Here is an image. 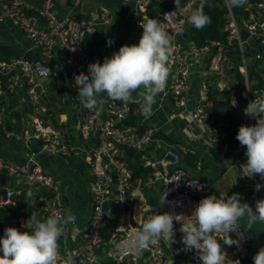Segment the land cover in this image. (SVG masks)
Listing matches in <instances>:
<instances>
[{"label":"built area","instance_id":"built-area-1","mask_svg":"<svg viewBox=\"0 0 264 264\" xmlns=\"http://www.w3.org/2000/svg\"><path fill=\"white\" fill-rule=\"evenodd\" d=\"M72 1L78 4L81 0ZM150 1L137 0L136 26L141 30L143 29L139 26L140 21L144 17L151 18L147 13ZM165 1L167 4L164 12L157 20L164 24L169 34L174 37L175 51L168 62L170 69L168 91L191 118L205 124L207 141L212 147L224 157L229 153L234 154L233 166L242 174L239 167L246 163V147H242L239 142L234 145L224 124L215 120L214 101L209 97L206 79L202 83L197 103L192 107L188 106L186 93L190 88V76L195 65L204 63L203 74L206 78L212 73L225 76L226 71L229 72L231 58L228 54L230 50L228 45L239 46L240 70L247 75L248 62L243 47L245 40L242 29L247 30L248 38L259 42L264 48V0H248V3L241 7L243 14L240 20L233 9L228 7L227 42L207 39L204 44L199 45L196 41L189 40L186 46L180 43L179 36L188 27L187 18L198 0H180L179 8L176 7L175 0ZM113 17L109 7H101V23H110ZM8 18L14 19L25 35L41 49L44 59L18 56L1 62L0 96L6 91L15 93L19 87L27 84L31 108L35 113H48L38 89L40 79H48L55 84L62 82L59 73L48 63L49 59L57 53L62 54L70 68L72 86L78 90L74 81L75 76L81 72L88 74L90 63L97 61L103 63L104 58L109 57L92 55L90 45L84 37L89 23L85 19L71 15L60 16L54 8V0H44L42 6L35 11H30L24 0H0V21ZM243 92L247 106L255 98L264 96V85L256 88L247 85ZM102 95L104 107L99 113L84 108L75 94L71 96V101L77 102L79 106L82 138L94 140V145L90 151L92 214L82 230L85 248L83 251L80 248H73L70 253L85 264H145L142 261L145 249L139 255H122L115 251L114 244L135 231L128 222L127 211L131 193L138 185L125 151H142L155 139L156 128L148 127L140 131L136 124H123V120L132 116L131 103L112 101L106 94ZM230 103L232 106L235 103L234 108L239 107L236 93L231 96ZM244 119L248 126L256 123L255 119L247 115ZM33 131L36 138L41 139L42 150L68 156L76 153L64 142V138L55 133L52 126L41 118L35 120ZM8 134L13 136L14 132ZM25 137L28 139L29 135ZM122 145L125 148H122ZM187 153L186 146L182 144L164 148L153 161L156 171L148 179L150 182H162L164 192L168 191L167 211L179 215L181 222H187L193 208L202 198L215 195L206 178L188 173L182 163ZM0 172L9 174L19 183L33 184L43 189L39 197L42 203V218L54 213H66L64 193L57 177L44 170L37 161L20 164L0 156ZM246 178L254 188L257 183L262 185L258 193L261 199H264V180L258 175L253 179ZM15 193L16 190L7 189L6 194L0 198V207L12 204ZM109 202L115 203L119 212L117 217L114 211L107 207ZM105 222L109 223L108 233H105ZM181 222L174 221L175 240L170 244L171 254H167L157 244L147 247L151 251L153 264H201L197 258V251L184 250L182 233L179 231ZM230 237L238 243L229 246L223 241L227 238L226 235L217 236L227 255L225 264H238V261L239 264H254L253 259L245 252L251 246V239L245 231L239 226V231L230 233Z\"/></svg>","mask_w":264,"mask_h":264},{"label":"crops","instance_id":"crops-1","mask_svg":"<svg viewBox=\"0 0 264 264\" xmlns=\"http://www.w3.org/2000/svg\"><path fill=\"white\" fill-rule=\"evenodd\" d=\"M24 1L30 11H35L44 2V0ZM103 6L109 7L114 16L112 21L107 24L101 23L100 12ZM54 8L60 16L71 15L85 19L89 23L90 26L85 31L84 37L90 45L94 57L106 55L111 57L123 45L138 44L143 32L136 26L137 0H81L78 4L73 3L72 0H54ZM189 29L188 26L179 36V41L184 46L190 40ZM109 39L113 41L110 46L107 43ZM244 40L243 47L248 65L254 66L253 61L261 57L259 55L264 52V48L259 42H255L251 38L244 37ZM246 44L249 46L248 50ZM0 46L11 50V58L24 56L29 59H44L41 49L25 35L12 18L0 21ZM48 63L54 71L59 73L62 79L60 84H55L48 79H40L38 89L48 113L39 114L32 110L27 93V84H23L15 93L6 91L1 94L0 156L10 158L20 164L37 161L44 170L57 177L64 193L66 212L70 210L76 216L75 224L68 225L66 233L59 242L61 259L58 260V264H62L63 257L66 253H70L71 249L80 248L83 251L85 248L82 230L88 224L92 214L90 151L94 145V140L82 138L79 126V106L77 102L71 101V96L73 94L77 96L78 90L72 86L70 68L66 65L62 54L57 53L48 60ZM204 66V63L195 65L190 76V88L186 93L189 107L197 103L199 91L204 79H206L203 74ZM213 74L216 73L211 75ZM230 81L232 82L231 75L226 71L225 76H219L218 86L224 88ZM233 88L237 98L239 96L244 97V92H239L237 83H233ZM133 96L135 97L136 93H133ZM135 104L139 112L140 104ZM152 107L153 115L149 119H145L139 114L135 117L134 123L143 129L155 127V139L139 153L129 155L125 151L138 185L131 193L127 211L128 222L135 231L152 215L153 210H158L161 213L168 212L167 202L164 206L160 204L164 193L162 182H150L148 180L156 171L153 161L166 147L177 146L178 144L185 145L188 153L183 157L182 163L188 173L206 178L211 184L213 193L217 196L221 193L229 195L233 191H245L254 188L251 182L233 166L235 161L233 153L224 157L208 143L205 124L191 118L186 110L178 105L176 98L169 93L168 85L164 92L156 97ZM234 114L236 120L234 126L236 128L241 125L248 126L244 119V110H241L240 106ZM38 118L50 124L54 132L61 135L64 142L76 153L68 156L42 150L41 139L36 138L33 131V124ZM5 121L13 125L12 129L7 128ZM9 132H14V135H9ZM229 134L232 140V131ZM26 135H29L28 139L25 137ZM189 156H193L196 160L191 163L188 159ZM6 176L5 185H0V187L14 189L16 190L15 195L20 196V199H14L11 205L21 207L22 201H26L33 208L34 205L36 206L38 218H41L42 203L39 197L43 189L33 184L19 183L9 174ZM107 207L114 211L115 217L119 215L115 203L109 202ZM31 213L29 210L28 214ZM5 216L4 224L15 222L19 231L29 230L23 227V224L30 215L27 218L21 217L17 221L9 214ZM104 228L105 233H108V222H105ZM3 235L4 233H1L0 238ZM157 245L161 246L167 254L172 253L171 245L163 239ZM73 258L75 264H85L78 257L73 256ZM142 261L145 264H153L150 249L144 250Z\"/></svg>","mask_w":264,"mask_h":264},{"label":"clouds","instance_id":"clouds-1","mask_svg":"<svg viewBox=\"0 0 264 264\" xmlns=\"http://www.w3.org/2000/svg\"><path fill=\"white\" fill-rule=\"evenodd\" d=\"M247 3L248 0H225L229 8H240ZM175 5L179 8L180 0H175ZM210 22L203 6L193 10L187 18V23L197 30ZM139 26L143 32L138 44L121 46L110 58H104L103 63H90L88 74L81 72L75 76L77 96L84 108L101 112L104 107L102 94H106L112 101L139 103V114L145 119L153 115L152 106L156 97L167 86L170 73L168 62L175 51L174 37L164 24L154 18L144 17ZM107 43L110 46L113 41L109 39ZM133 93H136L135 97ZM244 113L256 123L241 125L236 135L240 145L246 147L247 157L246 163L241 164L239 169L243 177L253 179L258 175L264 180V96L250 101ZM261 187L257 183L256 191ZM167 196L166 190L162 194L161 205L168 202ZM245 217L249 229L256 222L264 223V199L256 200L254 211L248 203L241 202L238 193L231 196L226 193L209 195L193 208L187 222H181L179 215L153 210L138 230L115 242L114 248L122 255H139L161 239L171 244L175 240L174 221H179L184 250L197 251L201 264H225L227 255L217 236L226 235L223 241L229 246L238 243L230 237V233L239 231V222ZM75 222L76 216L70 210L43 219L33 211L23 224L30 231L21 232L14 227L4 229L0 238V264H58L61 259L60 239L68 225ZM253 261L254 264H264V247L254 255ZM62 264H75L73 255L66 253Z\"/></svg>","mask_w":264,"mask_h":264},{"label":"trees","instance_id":"trees-1","mask_svg":"<svg viewBox=\"0 0 264 264\" xmlns=\"http://www.w3.org/2000/svg\"><path fill=\"white\" fill-rule=\"evenodd\" d=\"M163 4H167L165 0H152L148 7V15L151 18L158 19L160 17V9ZM203 6L204 13L208 15L211 19V22L204 28L197 30L195 27L189 26L190 32V40L196 41L199 45L204 44L207 39L212 40H221L227 42L228 31L226 29L227 24V15H228V7L225 4V0H198L195 3L194 10ZM233 11L238 16V19H241V15L243 14L241 7L240 8H232ZM230 49L228 54L231 58L230 60V68L229 74L231 75L232 82H228L224 88H220L218 86V78L219 76L213 74L206 78L208 88H209V97L214 101V117L218 122H222L226 128V130L230 133L232 131V143L234 145L239 142L236 139V135L238 133L239 127L236 128L235 125V111L239 109V107L234 108L230 103V98L233 93H236L233 88V83L238 84L239 92H243L247 85H250L251 88H256L257 86L264 85V57L256 58L253 61L254 66L248 65V73L245 75L240 70L241 60H240V48L238 45H228ZM12 56V52L7 47L0 46V63L2 61L10 59ZM132 112L131 115L137 117L139 112L137 111V105L135 103H131ZM6 120V119H5ZM8 129H12L13 125L7 121H5ZM131 124H135L134 122ZM140 131L144 130L143 128H139ZM157 137V135H156ZM129 155H134L139 153L135 150H128ZM141 152V151H140ZM190 162L195 161L196 159L193 156H189L188 158ZM6 173H0V185L4 186L6 183ZM20 196L13 195V200H19ZM37 211L36 206L34 208L26 201H22V206H12L11 204L6 207H0V234L4 233V229L7 224H4L6 221V214H9L15 221L19 220L21 217L27 218L29 217L28 211ZM41 219L42 213H41ZM29 231V230H25Z\"/></svg>","mask_w":264,"mask_h":264},{"label":"water","instance_id":"water-1","mask_svg":"<svg viewBox=\"0 0 264 264\" xmlns=\"http://www.w3.org/2000/svg\"><path fill=\"white\" fill-rule=\"evenodd\" d=\"M166 7V4H163L162 8L160 9V15L164 12V9ZM242 34L244 37H248L249 33L247 30L242 29ZM93 53V52H92ZM261 57H264V52L260 55ZM239 106L241 110H245L246 108V100L243 96H239L238 98ZM135 121V117L131 116L126 120H123V124H129L133 123ZM122 148H125L124 145H122ZM7 192V188L0 187V198L4 196ZM233 193H238L241 197V202H246L250 206H252L253 210L255 211V202L256 200L261 199L258 191H256L255 188H249L245 191H233L228 196H231ZM8 227H14L18 229V225L15 224V222H11L7 224ZM239 226L245 231V233L250 237L251 239V246L248 249H243L247 253V255L253 259L254 255L259 251L261 247H264V223L256 222L252 228L247 227V219L242 218L239 222Z\"/></svg>","mask_w":264,"mask_h":264},{"label":"rangeland","instance_id":"rangeland-1","mask_svg":"<svg viewBox=\"0 0 264 264\" xmlns=\"http://www.w3.org/2000/svg\"><path fill=\"white\" fill-rule=\"evenodd\" d=\"M245 46H246V49L248 50V47H249V46H248L247 44H246Z\"/></svg>","mask_w":264,"mask_h":264}]
</instances>
